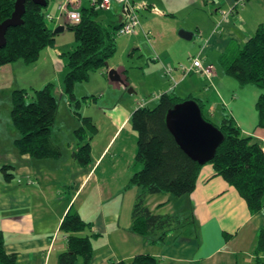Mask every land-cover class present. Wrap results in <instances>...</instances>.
<instances>
[{"label": "crops", "instance_id": "crops-1", "mask_svg": "<svg viewBox=\"0 0 264 264\" xmlns=\"http://www.w3.org/2000/svg\"><path fill=\"white\" fill-rule=\"evenodd\" d=\"M63 1L51 0L46 8V13L55 17L52 22H48L50 28L54 30L64 25V29L56 33L54 45L47 51L51 55V65L55 69L60 67L62 74L67 72L68 66L64 68L63 56L66 51L57 42V36L65 34L68 20L63 15L61 17L65 18V24H55L54 21L60 18L57 16ZM133 1L147 2L150 9L140 10L155 17L148 19L145 16L147 19L144 27L142 25V32L145 36L150 32L155 37L153 41L148 40L152 43L151 55L153 61L161 64L150 66L147 59L145 62L150 71L156 70V76L160 79L158 88L162 93L159 98L163 93L173 91L181 99L198 100L205 118L212 123V119L216 118L220 123L228 112L223 110L218 116L216 104H227L228 94L224 85L230 76L221 64L220 57L231 45L243 46L257 27L264 24V0H244V5L237 7L226 19H222L220 9H230L235 6L236 0H218L216 6H213L216 0L208 1L214 2L209 6L213 8V20L204 21L203 27L197 28L196 33L187 28L192 31L189 39L196 35L194 45L193 42L187 43L189 39L179 34L182 25L174 27L160 21L156 23L157 18L163 20L166 15L171 19L176 17L173 8L167 14L165 10L154 6L153 1ZM75 2L81 9L88 8L82 4V0ZM115 15L120 18V9ZM213 21L220 23L218 29L215 23L212 24ZM76 45H70L67 52L72 51ZM193 55H198L206 64H213L214 74L211 79L195 72L183 74L181 65L188 66ZM217 63L221 68L216 66ZM7 64L0 66V71ZM107 68H115L123 83L112 81L107 76L108 71L103 70L107 75L96 77L101 81L99 86H104L106 93L111 89L121 92L130 80L129 70L110 63ZM125 70L126 73H123ZM62 76L64 78L65 75ZM156 76L151 73L149 77L154 80ZM53 77L48 76L38 85L28 82L23 85L29 86H16V89H39L48 83L54 84ZM213 79L217 80L219 86L212 84ZM61 80H58L60 85ZM91 80L90 76L88 81L80 83L89 84ZM206 80L211 83L207 84ZM240 88L244 95L245 87ZM8 89L12 95L13 89ZM105 92L100 93L102 97L106 95ZM214 92L216 96L212 95ZM259 95L255 93L254 97L258 99ZM233 99L229 113L240 126L242 134L253 136L264 150V128L258 126V110L253 112L252 121L246 122L248 115L245 117L244 112L239 110L241 101L238 99L241 96H234ZM154 100L150 98V101ZM68 101L70 105L74 103L70 99ZM139 101L131 102L126 97L119 101L117 97H112L111 103L106 102L101 115H98L100 111L97 114H86L91 116L97 133L93 134L85 128V136L83 139L78 138V143H73L67 150L61 147L60 158L37 159L30 154H21L15 145L16 138H11L3 131L6 130L9 116L0 118L3 132L0 134V234L6 251L16 254V264H58L59 254L68 247V234L60 229V223L72 207L92 225L80 233L92 236L90 264H136V257L142 255L155 257L157 264H264V251L256 252L258 234L264 226V206L260 211L252 212L238 189L218 174L210 163L201 168L196 187L191 193L175 196L170 192H160L146 197L152 212L178 216L180 219L191 217L193 227L188 229L186 225L175 224L164 239H159V232L143 236L133 231L132 210L140 188H127V185L132 175L141 168V164L136 162L138 133L131 120L133 112L140 107ZM148 102L145 105L150 106ZM81 125L78 115L74 126H70L75 136L76 129ZM55 141L61 146V143ZM87 142L91 145V161L82 165L72 153ZM6 164L11 166L9 175L3 169ZM28 179H32L33 183L29 184ZM79 258L77 264H85Z\"/></svg>", "mask_w": 264, "mask_h": 264}, {"label": "trees", "instance_id": "trees-1", "mask_svg": "<svg viewBox=\"0 0 264 264\" xmlns=\"http://www.w3.org/2000/svg\"><path fill=\"white\" fill-rule=\"evenodd\" d=\"M15 1L0 0V22L12 15ZM241 5H244V0L235 8ZM26 7L24 23L11 27L7 32V43L0 48V66L19 59L31 62L44 48L55 43L56 33L45 19L46 7L33 0H27ZM81 11V22L67 24V28L75 34L77 45L68 53V70L63 79L64 91L70 101L76 102L77 105L80 104V100L75 94L76 83L88 81L91 72L105 65V62L116 53L114 30L120 26L118 22L112 28H108L103 20L98 21L100 11L93 6L82 8ZM220 62L226 73L241 84H251L262 89L256 101V108L258 126L264 128V24L257 27L243 46L231 45L220 57ZM123 73H126V70ZM184 100L186 99H181L173 91L165 92L154 107L140 106L132 114V125L138 133L136 162L141 164V168L132 175L127 188H140L132 210V229L143 236L159 232V239H164L175 224L186 225L188 229L193 227L191 217L180 219L178 216L154 213L146 200L148 194L170 192L175 196H182L191 193L196 187L203 165L192 159L180 147L166 123L167 111ZM77 114L82 121V125L76 129L78 138H84L85 128L93 134L97 133L91 116L82 115L78 111ZM57 115L58 100L53 83L39 89L13 90L10 117L13 127L20 134L15 139L18 151L37 159L60 158L62 148L52 137ZM215 125L224 133L225 139L215 157L207 163L212 164L218 174L238 189L252 212L260 211L264 206L262 145L253 136L243 135L230 113H226L221 122ZM72 156L82 165L89 164L90 142L80 145ZM10 168V165H3L8 175ZM91 227V223L85 221L75 208L71 207L67 211L60 223V229L68 234V247L59 254L58 264H77L79 257L85 264H90L92 236L80 233ZM263 251L264 226L259 231L256 247L257 253ZM157 262L156 258L150 255L138 256L135 259L136 264ZM0 264H16V254L6 251L1 234Z\"/></svg>", "mask_w": 264, "mask_h": 264}, {"label": "rangeland", "instance_id": "rangeland-1", "mask_svg": "<svg viewBox=\"0 0 264 264\" xmlns=\"http://www.w3.org/2000/svg\"><path fill=\"white\" fill-rule=\"evenodd\" d=\"M51 1V0H49ZM153 1V5L156 6L160 10H165L168 14L171 8L172 10H175L177 13V16L174 18H170V16L166 15L165 18H157V22L159 24V21L163 23L164 25H173L174 27H178V25H182L183 27L180 28V30L188 31L187 28H191L196 33L197 28L203 27V22L207 19H212L211 10L213 8H210L212 4L214 3H207L204 0H150ZM63 3V2H62ZM82 4H84L87 7H90L92 2L91 0H82ZM218 4V0H216L215 4L213 6H216ZM49 6H45L46 8ZM210 6V7H209ZM117 8L112 11H100V15H106V19H104V25L108 28H112L114 24H117L119 22V17L115 15V12H119L120 7L116 6ZM223 8V7H222ZM157 9V10H158ZM225 9V8H224ZM159 12H163L160 11ZM214 11V10H213ZM151 15L148 12H145L143 10H140L138 12V16L140 19V26L137 28V30L130 34V35H123V36H117L115 37V42L117 46L116 53L109 59L110 65L115 64L117 66H123L125 69L129 70V76L130 80H128L126 83L128 85L124 86V89L121 92H116L115 90L111 89L106 93L103 89L104 86H99V83L101 82L99 78L96 77H105L107 74L103 72V70L106 72L108 71V68L103 65L100 68H97L96 70L91 72V82L87 84L85 83H78L80 86H75V94L77 96V99L80 100V104L77 105L75 102L72 103V105L69 104V96H67L66 92L63 89V71L60 67H53L51 65V55L48 54V50L50 49V46H47L45 50H42L39 54V56L31 61L26 62L23 59H19L16 61H13L11 63H8L6 66H4L3 70L0 71V118L9 116V119L5 125L6 130H3L6 132V135H10L11 138H18L20 136L19 132L13 127L9 108L12 107V95L8 88H12L13 90L16 89V86H29V85H23L27 84L28 82L30 84L38 85L44 80L45 78H48V76H54L53 80L55 85V95L58 100V115L57 120L55 121L53 128H52V137L54 140H57L59 143H61V147L64 149H68L72 144L78 143V137L75 136L70 130V126H74L75 118L78 116L76 113L81 112L83 114H89L94 113L98 115L102 114V111L104 110V107L106 106V102L111 103L112 97H117V99L123 100V97H126L130 99L131 102L134 100L136 101L139 99L143 101L142 99L146 98L148 102V105L151 107H154L157 104V98H159V94L162 92L158 88L160 86V79L156 76V70L150 71L148 68L145 60L147 59V63L152 66L155 64H158L160 62L153 61L151 53H153L152 43H150L148 40H152L154 35L150 32L149 36H145V34L142 32V25L144 27V22L147 18L145 16H148V19H155L154 16ZM65 16V15H64ZM68 23H72V20L67 18ZM54 23H62L65 24V18L60 17L59 19H55ZM216 21L212 22V24ZM192 32V31H188ZM140 34V35H139ZM136 35L139 36L136 38ZM196 35L193 39H189L187 43H194ZM57 42H59L65 52L63 59H64V68L67 67L65 63L68 62L67 57L69 49V46L72 44H77L75 34L72 30L68 29L66 30L65 34H61L57 36ZM200 44V43H199ZM137 46H139L137 48ZM136 47V49H135ZM134 51L133 54L131 52ZM143 57V59H142ZM191 63V62H190ZM190 63L188 65H190ZM161 64V63H160ZM159 64V65H160ZM217 67L221 68L218 63L216 64ZM51 72L50 74H48ZM151 73H153L156 78L152 80ZM48 75V76H47ZM102 75V76H101ZM108 76V75H107ZM59 77V79H57ZM61 80L62 84H58V80ZM226 84L224 85V90L228 94L226 101L227 104L223 106V104H216L217 109V115L219 116L220 113L223 112V110L231 111V106H233L232 101L234 96H241V99L238 101H241V105L239 110L243 111L245 114V117H247L246 122L252 121L253 112H255L256 109V99L257 97H254V94L256 93L257 96L262 92V89L251 85V84H241L238 80L235 78L229 76V78H226ZM46 80V79H45ZM214 80V79H213ZM207 84L210 81L206 80ZM156 83V84H155ZM14 84V86H12ZM77 84V83H76ZM213 85L219 86L217 80H214ZM11 86V87H10ZM91 87V89L89 87ZM245 87L246 90H244V95L241 93V88ZM102 88V89H101ZM18 89V88H17ZM156 89V91L154 90ZM90 90H96V91H90ZM92 92H95L94 94ZM102 92H105V96L102 97L103 94H100ZM258 92V93H257ZM5 94V95H4ZM234 94V96H233ZM87 97H86V96ZM122 95V96H121ZM212 95L216 96V92H214ZM6 96V97H5ZM158 96V97H157ZM232 96V98H231ZM31 97V96H29ZM150 98H155L156 100L150 101ZM256 98V99H255ZM237 100V99H236ZM216 101V100H215ZM214 101V102H215ZM226 103V102H225ZM213 109V110H216ZM214 123L219 124L217 122L216 118H213ZM213 122V121H212ZM5 129V128H4ZM10 131V132H9ZM0 134H3L2 129L0 128ZM1 139H3L1 137ZM80 259V258H79ZM81 260V259H80Z\"/></svg>", "mask_w": 264, "mask_h": 264}, {"label": "water", "instance_id": "water-1", "mask_svg": "<svg viewBox=\"0 0 264 264\" xmlns=\"http://www.w3.org/2000/svg\"><path fill=\"white\" fill-rule=\"evenodd\" d=\"M27 0H16L12 15L0 22V48L7 43V32L11 27H17L24 23ZM35 3L45 7L48 0H33ZM106 19V15H100L97 20ZM64 29L59 25L54 29L58 33ZM184 38H191L192 33L181 30L179 33ZM109 67V62H105ZM108 76L112 81L123 83L120 74L115 68L108 69ZM166 123L174 135L180 147L194 160L204 165L212 160L219 146L225 139L221 129L207 120L202 112L201 106L195 99H186L171 107L166 114Z\"/></svg>", "mask_w": 264, "mask_h": 264}, {"label": "built area", "instance_id": "built-area-1", "mask_svg": "<svg viewBox=\"0 0 264 264\" xmlns=\"http://www.w3.org/2000/svg\"><path fill=\"white\" fill-rule=\"evenodd\" d=\"M206 2L212 0H204ZM243 0H237L235 6L230 9H220L222 19L228 18V16L235 12L237 8L236 5L242 3ZM93 6L98 11H112L116 6L120 7V26L114 30V37L130 35L134 33L137 28L140 26V19L138 12L141 8L150 9V5L144 1H133V0H91ZM65 15L66 18L72 20L74 24L81 22L82 20V11L81 8L76 6L75 0H65L59 5V15L58 18ZM54 16L50 13H46L45 19L48 22L54 20ZM218 23L216 29L219 27ZM149 36V33L146 34ZM183 74L187 75L192 72L199 73L204 75L207 79H211L214 74L213 64H206L202 58L198 55H193L191 57V63L188 66L181 65ZM168 71V69H166ZM169 72V71H168ZM158 97V96H157ZM143 101L139 102L140 106H144L147 103L146 98L142 99ZM27 182L33 183L32 179H28Z\"/></svg>", "mask_w": 264, "mask_h": 264}]
</instances>
